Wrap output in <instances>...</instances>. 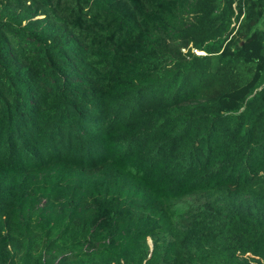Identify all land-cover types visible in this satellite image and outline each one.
I'll list each match as a JSON object with an SVG mask.
<instances>
[{
  "label": "trees",
  "instance_id": "trees-1",
  "mask_svg": "<svg viewBox=\"0 0 264 264\" xmlns=\"http://www.w3.org/2000/svg\"><path fill=\"white\" fill-rule=\"evenodd\" d=\"M263 18L0 0V264H264Z\"/></svg>",
  "mask_w": 264,
  "mask_h": 264
},
{
  "label": "built area",
  "instance_id": "built-area-1",
  "mask_svg": "<svg viewBox=\"0 0 264 264\" xmlns=\"http://www.w3.org/2000/svg\"><path fill=\"white\" fill-rule=\"evenodd\" d=\"M234 6L236 7V3L234 4ZM236 12L238 13V11H236ZM243 17H244V14H242L241 17H240V19H239L238 21H235V22L233 23V25H236V26L238 27L239 24H240V22H241V20L243 19ZM195 51H196L197 53H204V52L199 51V50H196V49H195Z\"/></svg>",
  "mask_w": 264,
  "mask_h": 264
},
{
  "label": "rangeland",
  "instance_id": "rangeland-1",
  "mask_svg": "<svg viewBox=\"0 0 264 264\" xmlns=\"http://www.w3.org/2000/svg\"><path fill=\"white\" fill-rule=\"evenodd\" d=\"M261 26L264 27V18H263V20L261 22ZM187 198L188 199H194V200H198L199 199L198 195L188 196Z\"/></svg>",
  "mask_w": 264,
  "mask_h": 264
}]
</instances>
